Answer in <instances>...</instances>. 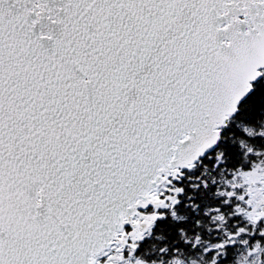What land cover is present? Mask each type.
I'll return each mask as SVG.
<instances>
[{
  "label": "snow or ice",
  "instance_id": "1",
  "mask_svg": "<svg viewBox=\"0 0 264 264\" xmlns=\"http://www.w3.org/2000/svg\"><path fill=\"white\" fill-rule=\"evenodd\" d=\"M0 264H264V0H0Z\"/></svg>",
  "mask_w": 264,
  "mask_h": 264
}]
</instances>
